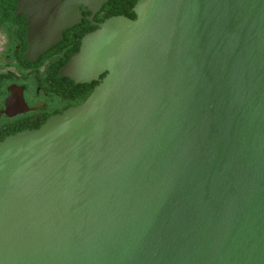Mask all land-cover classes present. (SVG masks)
Wrapping results in <instances>:
<instances>
[{
	"label": "water",
	"instance_id": "1",
	"mask_svg": "<svg viewBox=\"0 0 264 264\" xmlns=\"http://www.w3.org/2000/svg\"><path fill=\"white\" fill-rule=\"evenodd\" d=\"M107 1L18 0L25 59ZM132 11L60 69L82 102L0 140V264H264V0Z\"/></svg>",
	"mask_w": 264,
	"mask_h": 264
},
{
	"label": "flooded vegetation",
	"instance_id": "2",
	"mask_svg": "<svg viewBox=\"0 0 264 264\" xmlns=\"http://www.w3.org/2000/svg\"><path fill=\"white\" fill-rule=\"evenodd\" d=\"M17 8L18 0H0V140L37 129L50 116L78 104L80 95V84L69 78L58 81L54 75L52 56L61 53L64 36L35 60L25 59L28 19ZM79 9L82 22L89 12L82 5Z\"/></svg>",
	"mask_w": 264,
	"mask_h": 264
},
{
	"label": "trees",
	"instance_id": "3",
	"mask_svg": "<svg viewBox=\"0 0 264 264\" xmlns=\"http://www.w3.org/2000/svg\"><path fill=\"white\" fill-rule=\"evenodd\" d=\"M136 1L137 0H108L102 5L100 11L95 14L93 21L100 22L109 16L119 14L129 18H135L132 8ZM86 15H88V13ZM93 21L84 18L80 24L75 25L72 29L64 30L63 36L65 38V43H63L62 47L58 49L61 53H53L54 55L52 56L54 75L57 78L56 80H67L66 77L60 76L59 71L67 63L71 55L79 49L81 37L96 27ZM71 84L74 86V83L71 82ZM94 85L95 83H84L79 85L80 95L78 103L82 102L88 96Z\"/></svg>",
	"mask_w": 264,
	"mask_h": 264
}]
</instances>
